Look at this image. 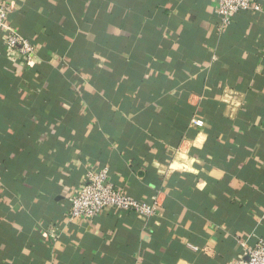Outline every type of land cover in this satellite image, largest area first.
I'll list each match as a JSON object with an SVG mask.
<instances>
[{
	"label": "crops",
	"instance_id": "1",
	"mask_svg": "<svg viewBox=\"0 0 264 264\" xmlns=\"http://www.w3.org/2000/svg\"><path fill=\"white\" fill-rule=\"evenodd\" d=\"M7 1L35 50L0 30V264H236L264 238V0L223 31L215 0ZM104 167L157 215L66 221Z\"/></svg>",
	"mask_w": 264,
	"mask_h": 264
},
{
	"label": "built area",
	"instance_id": "2",
	"mask_svg": "<svg viewBox=\"0 0 264 264\" xmlns=\"http://www.w3.org/2000/svg\"><path fill=\"white\" fill-rule=\"evenodd\" d=\"M217 5L215 15L218 17V29H226L233 18L242 11L260 10L259 0H215ZM12 11L7 0H0V30L4 32L3 44L7 51L18 52L29 64L32 62L35 47L31 41L18 30L7 24V17ZM234 101V99H232ZM202 122L191 119L190 124L200 125ZM69 210L66 221H91L101 215L105 209L123 212H133L146 219L157 215L160 208L159 194L147 199H136L123 188L113 184L108 178V169L104 167L94 172H87L85 181L78 192L69 199ZM51 241L60 237V232L54 227L47 230ZM242 252L236 264H264V238H252L247 234L239 238Z\"/></svg>",
	"mask_w": 264,
	"mask_h": 264
}]
</instances>
